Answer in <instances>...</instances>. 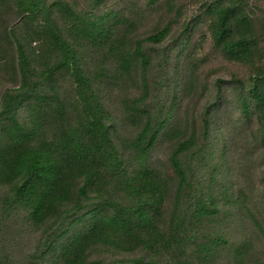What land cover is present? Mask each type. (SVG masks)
Segmentation results:
<instances>
[{
	"label": "trees",
	"instance_id": "1",
	"mask_svg": "<svg viewBox=\"0 0 264 264\" xmlns=\"http://www.w3.org/2000/svg\"><path fill=\"white\" fill-rule=\"evenodd\" d=\"M10 80L0 264H264V0H0Z\"/></svg>",
	"mask_w": 264,
	"mask_h": 264
},
{
	"label": "rangeland",
	"instance_id": "2",
	"mask_svg": "<svg viewBox=\"0 0 264 264\" xmlns=\"http://www.w3.org/2000/svg\"><path fill=\"white\" fill-rule=\"evenodd\" d=\"M89 53H87L88 55ZM14 57V52L13 50L4 53L3 57L1 55L2 59H5L8 61V59L12 60ZM196 58L197 60L194 61L195 63V67L199 70V72L201 73H206V74H211L212 76H214L215 74H217L218 76L220 74H227L228 72L231 71H236L239 74L244 73V69L241 66H238L236 64H230L227 62H224L217 54H215V52L210 48V44L206 43L204 44V46L202 47V49L198 50L196 52ZM181 65H179V69L185 67V61L181 60L180 62ZM89 68H93L92 66H89ZM217 76V77H218ZM13 80L10 81H6L4 83L0 84V93L3 90V87L5 85H9L11 83H13ZM119 90H107L104 99H106L108 101V104L110 106V104H115L118 103L121 99V94L119 93ZM114 106V105H111ZM118 106H115V109H117ZM251 177V176H249ZM238 186L243 187L244 191L247 193V202H248V206L250 208H252L254 206V202L253 200H255L257 198V194L253 191V186L256 185V181L255 180H248V182L243 181L242 177L237 181ZM251 195H250V193ZM245 221H248L246 218L244 219ZM139 252L138 248H134L133 250H130L129 253H126V255L128 256H134L137 255Z\"/></svg>",
	"mask_w": 264,
	"mask_h": 264
}]
</instances>
